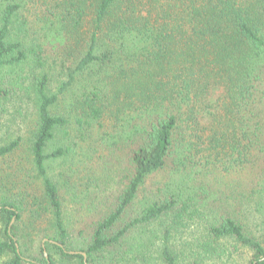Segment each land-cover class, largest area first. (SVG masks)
Masks as SVG:
<instances>
[{"label": "trees", "instance_id": "16d2710c", "mask_svg": "<svg viewBox=\"0 0 264 264\" xmlns=\"http://www.w3.org/2000/svg\"><path fill=\"white\" fill-rule=\"evenodd\" d=\"M5 120L16 131L0 160L16 166L0 173V264H84L67 252V187L50 174L75 140L118 164L75 234L86 264H130L147 235L158 264H264L246 223L249 208L263 214L264 0H0ZM213 171L243 176L231 209L206 198ZM205 202L181 260L172 235Z\"/></svg>", "mask_w": 264, "mask_h": 264}, {"label": "rangeland", "instance_id": "374dc122", "mask_svg": "<svg viewBox=\"0 0 264 264\" xmlns=\"http://www.w3.org/2000/svg\"><path fill=\"white\" fill-rule=\"evenodd\" d=\"M5 117V116H4ZM7 120L0 122V144L5 140L11 139L15 133V128H10L11 124H8ZM2 125H7L3 127ZM10 129L12 131H10ZM8 130V131H7ZM110 131V129H107ZM106 130V131H107ZM74 144V153L75 157L71 160L72 162L61 163L60 161L54 162L51 164L50 174L54 178V180L59 182H65L66 189V203L64 212L66 214V224L67 228L70 230H74L75 233L70 231V238L73 239L75 250L67 251L81 253L79 251L80 244L79 239L76 235L81 232V218L84 217L86 220L87 217L83 215L84 209L87 205L91 203H95L99 201L102 195L105 192H108L110 189H113L115 184H110V181L114 182L113 171H116L117 163L114 162H106L100 160L102 157L101 152L97 151L95 153L92 152L91 160L87 159L84 154H80L81 149L86 150L87 152V143L77 141ZM93 147V145H92ZM97 150V148H96ZM95 150V151H96ZM79 153V155H78ZM83 153V152H82ZM91 154V151H88ZM16 162V161H15ZM12 162L11 159L0 160V173L4 177L6 173H9L15 169L16 163ZM23 166H25V162H21ZM116 168V169H115ZM5 172V173H2ZM66 173L65 180L60 176L61 173ZM107 175L108 177H105ZM100 177V178H99ZM104 178L106 180H104ZM16 181V180H14ZM161 181L164 182V177L161 174L152 177L147 181V186H152L151 184ZM203 182L206 185L207 196L209 202L217 201L220 199L226 201L227 205L231 209L235 206L234 201L231 196L236 190H234V185H242V189L244 188V179L242 175L234 176L226 173H220L219 171H213L204 176ZM67 185V186H66ZM242 192V191H240ZM109 193V192H108ZM224 195V196H222ZM244 199H240L237 203V206L245 212V208H247V204H245ZM243 201V203L241 202ZM97 204H99L97 202ZM252 205L251 207H253ZM206 209H211L209 203L198 204L197 206L191 208L187 213L193 212V216L191 219L188 218L187 224L184 229L179 228V231L172 235V243L174 245L175 252L178 254L181 260H189L190 255V247L187 246V243L190 244L192 241L199 235L198 231H195L196 227L193 224V221L204 220L200 216L204 215L206 218L210 217V214L206 211ZM263 214L260 215L258 210L254 208H249V214L246 217V223L249 226V229L257 236L264 238V201H263ZM188 215V214H187ZM44 227L46 225L45 221H38ZM79 232V233H78ZM76 234V235H75ZM148 236V235H147ZM145 237V241L148 244V248L144 250L135 251L137 248L133 245V255L130 264H158L159 260L157 258V250L160 245V240L158 238H153V236L149 235ZM143 240V241H144ZM45 240L42 241L44 243ZM142 241V242H143ZM144 241V242H145ZM56 260L55 264H77L76 261L67 262L60 261L57 256H53ZM224 261L226 259H223ZM247 258H235L231 261H226V264H246ZM183 264V263H180Z\"/></svg>", "mask_w": 264, "mask_h": 264}, {"label": "water", "instance_id": "95a60500", "mask_svg": "<svg viewBox=\"0 0 264 264\" xmlns=\"http://www.w3.org/2000/svg\"><path fill=\"white\" fill-rule=\"evenodd\" d=\"M14 221V218L12 219V221H11V223L10 224H12V222ZM16 247H17V245H16ZM69 254H76L75 252H69ZM82 256H83V258H84V264H86V257H85V254L84 253H80ZM44 255H45V257H47V254L44 252Z\"/></svg>", "mask_w": 264, "mask_h": 264}]
</instances>
